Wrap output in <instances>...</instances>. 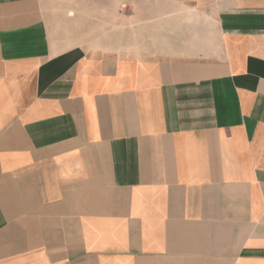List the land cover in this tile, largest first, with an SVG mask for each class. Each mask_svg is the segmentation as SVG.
Segmentation results:
<instances>
[{
	"label": "crops",
	"instance_id": "0c3cea01",
	"mask_svg": "<svg viewBox=\"0 0 264 264\" xmlns=\"http://www.w3.org/2000/svg\"><path fill=\"white\" fill-rule=\"evenodd\" d=\"M0 264H264V0H0Z\"/></svg>",
	"mask_w": 264,
	"mask_h": 264
}]
</instances>
